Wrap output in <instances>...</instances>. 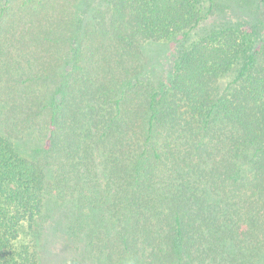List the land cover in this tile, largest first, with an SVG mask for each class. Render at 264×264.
Returning a JSON list of instances; mask_svg holds the SVG:
<instances>
[{
	"label": "trees",
	"instance_id": "obj_1",
	"mask_svg": "<svg viewBox=\"0 0 264 264\" xmlns=\"http://www.w3.org/2000/svg\"><path fill=\"white\" fill-rule=\"evenodd\" d=\"M84 1L0 0V264H39L47 194L72 210L59 264H264V0L261 30L231 6L188 44L196 0Z\"/></svg>",
	"mask_w": 264,
	"mask_h": 264
},
{
	"label": "rangeland",
	"instance_id": "obj_2",
	"mask_svg": "<svg viewBox=\"0 0 264 264\" xmlns=\"http://www.w3.org/2000/svg\"><path fill=\"white\" fill-rule=\"evenodd\" d=\"M102 0H88L84 1V5H94ZM214 10L212 11L210 0H196L197 7L200 8L201 14L206 16L203 20V28L198 30V28L191 34H189L188 38L184 41L186 44L188 42L194 41L198 38L200 34L208 32L213 27H225L230 26L228 24H233L234 26H239V19L232 16H228L229 7L235 6V8H239L236 10V13L240 12V15L249 17L253 24H257V29L261 30L262 24H260V20L258 17L259 9L262 8L259 0H215ZM260 4V5H259ZM83 7V6H82ZM239 11V12H238ZM213 12V13H212ZM246 20V19H245ZM248 21V20H247ZM258 29V30H259ZM179 37V36H177ZM175 36H170L166 38H162V41H157V43H161V61L160 67L156 70L157 75L163 77H167L174 69L175 61H176V45L179 41H182V37L177 38ZM183 42V41H182ZM235 75V67L230 69L224 76L221 81L223 83L230 81ZM16 146H20L23 149V154L26 156L30 154V156L35 153L37 147V140L35 137V132L33 130H27L23 135L21 140H16ZM70 200H67L69 202ZM71 212L70 202L64 203L62 200H59L57 197L51 194H47L43 199V207L41 213V225L49 227L51 232L55 235H48V231H45L40 236V245H39V264H59L60 261H63L67 255V248L72 245L74 241L70 237L69 229L66 227L65 220H61L60 223L52 222L51 217L54 219L62 218L63 212ZM69 214V213H68ZM50 217V218H49ZM53 219V220H54ZM55 229V231H53ZM45 230V229H44ZM19 237L13 243L14 250L18 253H28L31 251L30 247V236L28 234V230L26 228V223L22 222L19 227ZM91 260L94 264H100L99 256L95 259V255L91 256ZM119 264H124L119 262Z\"/></svg>",
	"mask_w": 264,
	"mask_h": 264
}]
</instances>
